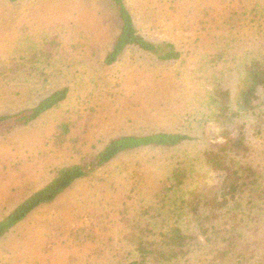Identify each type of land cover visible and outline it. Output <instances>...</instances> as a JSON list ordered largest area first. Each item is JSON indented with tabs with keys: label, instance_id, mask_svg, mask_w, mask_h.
Returning <instances> with one entry per match:
<instances>
[{
	"label": "rangeland",
	"instance_id": "1",
	"mask_svg": "<svg viewBox=\"0 0 264 264\" xmlns=\"http://www.w3.org/2000/svg\"><path fill=\"white\" fill-rule=\"evenodd\" d=\"M125 2L139 33L153 43L173 44L178 60L130 49L106 65L121 30L109 0H0V116L69 89L59 108L0 136V221L46 186L59 168L89 159L112 138L194 132L204 140L176 152L137 150L79 180L0 240V264H125L135 253L123 240L122 205L135 211L150 205L176 155L195 153L205 140L224 142L217 127L202 121L216 112V88L234 92L241 65L264 56V0ZM53 40L59 51L50 67L43 62V49L32 64L51 76L43 79L36 70L31 76L5 72ZM260 95L264 101V92ZM263 101L256 99L254 110L238 114L243 116L227 127L233 136L242 129L256 135ZM79 115H85L87 129L75 133V143L55 145L57 125ZM254 161L264 169V155L257 153ZM223 178L219 171L207 177L213 186ZM134 190L132 201L128 197ZM196 255L189 264H204Z\"/></svg>",
	"mask_w": 264,
	"mask_h": 264
},
{
	"label": "trees",
	"instance_id": "2",
	"mask_svg": "<svg viewBox=\"0 0 264 264\" xmlns=\"http://www.w3.org/2000/svg\"><path fill=\"white\" fill-rule=\"evenodd\" d=\"M109 1L118 13L121 30L105 58L106 65L115 64L130 49H139L167 62L180 58L173 44L153 43L139 33L126 0ZM44 43L5 72L31 76L36 70L45 79L50 74L40 67L33 68L32 64L38 62L43 49V62H48L50 67L57 58L59 45L55 40ZM241 67L235 91L216 88V112L202 121L209 124V120L217 127L224 142L205 140L195 153L176 155L150 197V205L136 211L126 202L122 205L123 240L135 253L125 264H189L196 254L203 257L204 264H264V169L254 161L257 153L264 155V101L260 95L264 92V56L253 58ZM68 98L69 89L64 87L32 108L0 116V136L28 127ZM256 99L263 101L256 135L242 129L233 136L227 127L243 116L238 115L240 112L254 110L252 103ZM84 116L61 121L53 143L59 147L75 143L78 140L75 133L81 135L79 131L87 129ZM259 132L263 136L258 137ZM193 133L156 132L112 138L99 152L91 153L89 159L85 157L81 163L59 168L46 186L1 220L0 240L35 210L55 202L76 182L106 168L120 156L150 148L176 152L190 143L201 144L204 137ZM214 171L224 174L218 186L207 179ZM138 191L142 193L141 187ZM134 192L128 197L132 201ZM203 247L207 248L205 253Z\"/></svg>",
	"mask_w": 264,
	"mask_h": 264
}]
</instances>
